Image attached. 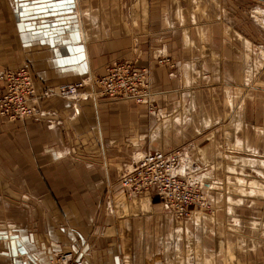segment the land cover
Returning <instances> with one entry per match:
<instances>
[{
	"label": "crops",
	"instance_id": "1",
	"mask_svg": "<svg viewBox=\"0 0 264 264\" xmlns=\"http://www.w3.org/2000/svg\"><path fill=\"white\" fill-rule=\"evenodd\" d=\"M243 1L51 0L56 6L50 8L34 0H0V67L28 63L38 94L103 74L107 63L126 59L151 68L157 106L150 112L123 99L40 96L38 119L24 123L27 131L39 129L38 149L49 161L39 157L28 167L25 182L33 191L25 197L34 204L8 228L13 246L0 240V264H48L61 249L76 253L80 246L87 264L174 261L186 225L175 227L164 213L170 234L163 235V251L152 199L121 190L113 208L99 201L97 218L89 213L84 223L77 215L90 207L69 189L87 183L103 192L147 151L182 143L196 166L205 165L209 191H225L231 228L264 235V58L250 53L263 51L256 42L264 45V25L254 30ZM160 55H169L174 66L158 64ZM229 137L231 160L225 151ZM52 166L63 168L64 191L41 181L43 174L57 185ZM211 168L215 178L208 176Z\"/></svg>",
	"mask_w": 264,
	"mask_h": 264
},
{
	"label": "rangeland",
	"instance_id": "2",
	"mask_svg": "<svg viewBox=\"0 0 264 264\" xmlns=\"http://www.w3.org/2000/svg\"><path fill=\"white\" fill-rule=\"evenodd\" d=\"M249 1V0H248ZM243 8L249 10L250 15H252L254 23V30H257L258 25H264V19H262L264 16L263 12H259L260 10H264V0H250L248 3L244 0L243 3H241ZM263 16V17H262ZM263 20V21H262ZM261 27V26H260ZM264 27V26H263ZM256 42V41H255ZM262 47L263 44H258ZM262 49V48H260ZM257 47L253 48L256 53H261L262 50ZM264 52V49H263ZM253 53V52H252ZM258 55V54H257ZM252 56L256 57V54H253ZM119 61H133V60H114L105 65V71L103 74H94L91 75L89 79L85 78L81 81H78L76 83H84L85 80L89 83L88 86L84 85V87H89L87 91L83 90L82 87L79 89L80 91L83 90V92L91 95H84L83 97H77L75 95H71L70 98L67 99H74L78 100L80 98H89L90 96L95 99H123V100H129L137 105H142L145 108H148L150 112H155L157 110V106L154 99V91L153 86L151 85V97L150 100H147L145 102H137L134 98L131 97H119V96H111V95H102L101 93L97 92L99 91V86L96 81V79L100 77H104L108 72L106 70V66L112 62ZM157 63L160 65H167L168 67H173L174 62L172 58L169 55H160L157 58ZM132 67L137 68L136 64L132 62ZM31 69V70H29ZM138 69V68H137ZM140 69H148L150 73V82H151V68L148 66L141 67ZM21 71L23 73L31 71L35 78V73L30 67L28 63H22L18 67H0V75H5L6 73L10 72H16ZM3 78H0V81H2ZM75 83V84H76ZM61 90H64L63 87L65 85H61ZM35 87L37 85L35 84ZM82 89V90H81ZM52 93L50 90H46L42 92L41 94L32 95V101H33V107L35 108V114L33 117H21L23 116L22 113L19 111L22 106L24 105L21 103V99L19 95H17V90L12 84H8L7 86H0V240H3L4 242H9L11 246H13V243L11 238L12 234L9 233V229H13V224L17 223V221H20L22 218L23 212H27V208L33 206V201L29 200V198L25 197V195L28 196L29 193H32L29 187H31V184H27L25 181H28L27 178L29 177L28 173V167L32 164L36 163L38 161V158H45L49 161L48 156H42L44 154L43 151H39L38 149V136L37 130H29L27 131L25 121H28V119H38L36 114L39 112V100L40 96H48ZM83 94V93H79ZM35 100V101H34ZM32 106V104H30ZM3 119V120H2ZM27 131V132H26ZM43 134H46L42 131ZM232 137L229 140L226 141L225 145V151L227 152V158H229L232 155H235V153H232L230 151L231 148L230 145L233 142ZM230 141V142H229ZM185 143H182L176 147L185 148ZM173 147V148H176ZM172 149V148H171ZM170 150V148H169ZM189 151V150H188ZM240 152V151H238ZM244 154V152L242 153ZM240 155V154H239ZM65 156L69 157V154H65ZM188 157L186 154L183 155V165L181 167V171L184 173L186 172L187 177H192L191 184H194L196 186V192L200 191V195L198 197H201L203 203H189L186 205V209L191 214L190 216L184 215H178L177 212L173 210V208L168 204V201L166 198L162 197L160 193H157L154 190H151L147 193L139 194V196H144V198H150L152 199V203L156 208V212H158L157 218H153L154 220H158V226H162L157 231V236L159 242H161L163 246V251L167 250L164 244H166V236L163 235H169L170 233L166 232L167 227H165V224L168 225L167 219L164 215V213L168 214L171 219L172 223H181L182 227L183 224L186 225V234L181 235L178 233V239H179V251L181 250V254L178 257H174V261L170 259V261L167 264H264V235L260 233L259 231L256 233H252L250 229L247 227L241 228L237 231H235L234 228H231L230 223L231 219L227 215V207H229V204L226 203V197L225 191H223V195L220 193H214L212 191L210 193L209 191V184L206 185L205 176H202V170L205 169L204 166L198 165L196 167L195 162L193 161L192 154ZM212 158V157H211ZM139 158L133 163L136 164ZM196 159V158H195ZM231 160V158H229ZM201 162L200 160H198ZM75 162V161H74ZM233 163V162H232ZM52 164V162H51ZM50 164V165H51ZM132 164V165H133ZM56 165V164H55ZM200 167V168H199ZM30 168V167H29ZM225 168V167H224ZM255 168V167H254ZM61 167H51V172L56 174L57 177H55V181L57 185H55L53 182L51 183L50 180L47 181L46 178H44L43 174H40L41 181L43 183H49L47 185H51V188L56 191L65 189L66 184L62 183V179L64 178V174H61L62 172ZM191 169V170H189ZM208 169V168H206ZM31 170V168H30ZM38 170V169H37ZM67 170V169H66ZM76 170H81L80 168H76ZM126 170V168L124 169ZM44 171V170H43ZM209 171V175L212 178H215L214 175H216L215 171L212 168L207 170ZM206 171V172H207ZM197 172V173H196ZM252 172V171H251ZM124 173V172H123ZM122 173V174H123ZM197 174V175H196ZM81 175V173H79ZM207 175V174H206ZM252 175L254 179L261 180V174L258 172H252ZM218 176V175H216ZM220 178V177H219ZM250 179V177H248ZM79 180H82L83 178L80 176L78 178ZM120 176L116 179L115 182L109 183L108 185L104 186V190H96L93 191V185L87 184V183H79L81 184H74L73 190L69 189V192H75L83 204H87L90 208H88L86 214H78L77 218L79 221H83L85 223L87 219V215L90 213V216H92L91 213H95L97 218V215L100 212V207L98 206V202L101 201V206H109V208H113L114 201L117 197V194L122 190L125 193V189L121 186V183L119 181ZM221 179V178H220ZM214 181V179H211ZM211 181V182H212ZM209 185V186H208ZM68 187V185H67ZM259 187V186H257ZM96 188V187H94ZM118 189V190H116ZM256 189V188H255ZM258 191L256 195L261 194L260 188H258ZM57 192V191H56ZM128 194V193H127ZM52 195L54 196V193L52 191ZM138 196V195H137ZM23 197H25L23 199ZM257 197V196H256ZM31 201V202H30ZM55 203L58 206L60 205V202L55 199ZM108 203V204H107ZM93 204V206H92ZM244 205V204H242ZM95 206V209H92V207ZM261 208V207H260ZM242 211H246L247 208L239 207ZM80 210V209H78ZM173 210V211H172ZM172 216V217H171ZM148 218H151L148 216ZM195 222L197 225L200 226L196 227ZM81 223V222H79ZM11 225V228H10ZM8 226V227H7ZM177 225L175 224V227ZM202 226V228H201ZM179 227V226H178ZM9 228V229H8ZM199 228V229H197ZM172 231V230H170ZM15 234V233H14ZM80 239V238H79ZM200 239V248L195 245V242ZM14 241V239H13ZM202 241L204 244H202ZM146 246V245H145ZM61 249L59 252L55 253L53 259H56V257L59 255V253H65V252H71L72 254H76V259H82L85 261L84 255H87V251L83 250V247H78L77 252H74V249H68L66 251ZM51 257V258H52ZM51 258L49 260H51ZM86 263V261H85ZM49 264V263H48ZM157 264H161V262H157Z\"/></svg>",
	"mask_w": 264,
	"mask_h": 264
},
{
	"label": "built area",
	"instance_id": "3",
	"mask_svg": "<svg viewBox=\"0 0 264 264\" xmlns=\"http://www.w3.org/2000/svg\"><path fill=\"white\" fill-rule=\"evenodd\" d=\"M132 62L115 61L108 64L106 66L108 73L104 77L96 79L99 86L97 92L105 96L131 97L137 102H145L147 98L150 100L149 70L133 68ZM0 78H3L0 81V86L12 84L17 90V95L22 98L21 103L24 105L19 110L23 115L21 117H33L35 108L31 99L33 94L37 95V89L32 72H10L0 75ZM87 83L85 80L84 83L65 84L64 90H61L62 86H60L58 94L70 98L71 95L83 93L82 89ZM81 87L82 91L79 90ZM184 154L185 151L181 147L147 151L139 157L136 164L126 168L119 179L121 186L129 196H137L154 190L167 199L168 204L178 215L190 216L186 205L203 202L201 197H198L201 194L200 191L196 192V186L191 184L192 177H187L186 172L181 171ZM76 258L71 252H60L50 264H86L84 260Z\"/></svg>",
	"mask_w": 264,
	"mask_h": 264
},
{
	"label": "bare ground",
	"instance_id": "4",
	"mask_svg": "<svg viewBox=\"0 0 264 264\" xmlns=\"http://www.w3.org/2000/svg\"><path fill=\"white\" fill-rule=\"evenodd\" d=\"M259 12H263L264 13V10H260ZM253 52V53H252ZM250 53L253 55V54H256V57L258 58V57H262V58H264V52L262 51L261 53H256L254 50H252V51H250ZM258 54V55H257ZM135 62V61H134ZM90 77H88L87 79H89ZM35 84H36V81H35ZM65 85V84H64ZM61 86V85H60ZM60 86H58L57 87V89H56V91H53V93L52 94H55V95H57V96H59V97H62L61 95H59L58 94V92H59V88H60ZM36 89H37V92H38V88L36 87ZM43 89V88H42ZM84 95H87V93H85L84 94V92H83V94H77V95H75V96H77V97H83ZM42 96V95H41ZM91 97V96H90ZM93 97V96H92ZM63 98V97H62ZM89 99V98H88ZM87 100V99H86ZM92 100V99H91ZM78 101V100H77ZM81 101V100H80ZM81 103V102H80ZM233 106V105H232ZM235 106V105H234ZM81 110V109H80ZM3 120V119H2ZM59 154V156H61L62 155V153L60 152V153H58ZM126 166V165H125ZM197 167V166H196ZM200 168V167H199ZM189 170H191V169H189ZM125 171V170H124ZM123 171V172H124ZM197 173V172H196ZM197 175V174H196ZM121 177V176H120ZM129 196V195H128ZM139 196V195H138ZM125 258V257H124ZM53 260V257L51 258V260H49V264L51 263V261ZM87 264V263H86Z\"/></svg>",
	"mask_w": 264,
	"mask_h": 264
},
{
	"label": "snow or ice",
	"instance_id": "5",
	"mask_svg": "<svg viewBox=\"0 0 264 264\" xmlns=\"http://www.w3.org/2000/svg\"><path fill=\"white\" fill-rule=\"evenodd\" d=\"M25 2H26V0H25ZM34 2L39 4V5H42V6L46 5L47 7H50V8L56 6V5L52 4L51 0H34ZM62 2H64V0H62ZM67 2L70 3L71 0H67Z\"/></svg>",
	"mask_w": 264,
	"mask_h": 264
}]
</instances>
